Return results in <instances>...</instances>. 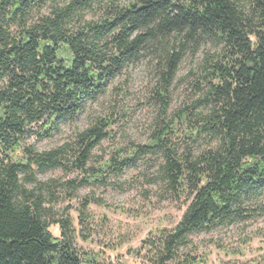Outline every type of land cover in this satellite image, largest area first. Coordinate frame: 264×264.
<instances>
[{
    "label": "trees",
    "instance_id": "obj_1",
    "mask_svg": "<svg viewBox=\"0 0 264 264\" xmlns=\"http://www.w3.org/2000/svg\"><path fill=\"white\" fill-rule=\"evenodd\" d=\"M206 46L191 82L199 97L169 115L182 55ZM146 52L158 77L146 144L89 168L114 123L97 116L50 151L24 145L73 121ZM178 129L205 147L180 151L172 143ZM147 157L159 158L157 179L188 200L172 230L142 242L152 263L174 261L190 235L249 216L246 205L264 193V0H0V264H100L73 247L67 219L56 222L60 238L48 232L42 204L52 185L35 174L79 173L65 183L73 191Z\"/></svg>",
    "mask_w": 264,
    "mask_h": 264
},
{
    "label": "rangeland",
    "instance_id": "obj_2",
    "mask_svg": "<svg viewBox=\"0 0 264 264\" xmlns=\"http://www.w3.org/2000/svg\"><path fill=\"white\" fill-rule=\"evenodd\" d=\"M208 50L212 49L206 46L197 51L185 50L170 87L169 115L199 97L191 82ZM155 64V56L141 53L110 83L106 93L87 103L73 121L60 124L50 137L31 135L24 145L39 153L50 151L85 129L97 116L110 117L114 123L108 128L111 138L103 140L92 152L89 168L101 166L115 152L128 150L132 144H146L158 111L151 99L158 79ZM184 134L183 129H178L172 138L180 151L187 146L195 152L205 147L203 139L191 144ZM119 154L124 156L122 151ZM159 163V158L147 157L135 167L109 176L103 185L80 186L73 191L65 183L81 179L79 173L62 168L36 173L38 183L52 185L51 197L42 204L48 232L60 238V225L56 222L67 219L69 237L82 257L94 258L100 264H155L149 260L150 249L144 248L142 242L172 230L188 204L186 194L172 191L157 179ZM246 207L250 211L244 220L190 235L186 247L179 248L175 260L166 264H180L186 257L195 258L198 264H264V193Z\"/></svg>",
    "mask_w": 264,
    "mask_h": 264
}]
</instances>
